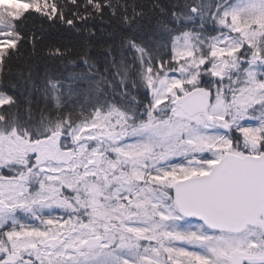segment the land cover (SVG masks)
Wrapping results in <instances>:
<instances>
[{"label": "snow or ice", "instance_id": "snow-or-ice-1", "mask_svg": "<svg viewBox=\"0 0 264 264\" xmlns=\"http://www.w3.org/2000/svg\"><path fill=\"white\" fill-rule=\"evenodd\" d=\"M0 264H264V0H0Z\"/></svg>", "mask_w": 264, "mask_h": 264}, {"label": "trees", "instance_id": "trees-1", "mask_svg": "<svg viewBox=\"0 0 264 264\" xmlns=\"http://www.w3.org/2000/svg\"><path fill=\"white\" fill-rule=\"evenodd\" d=\"M45 27H47V25H45ZM59 27H60V26H56V27L53 28L52 30H53V31H57V30H59ZM97 27H98V28H99V27H104V25H101V24L97 23Z\"/></svg>", "mask_w": 264, "mask_h": 264}]
</instances>
